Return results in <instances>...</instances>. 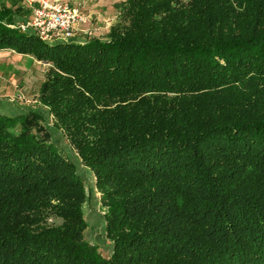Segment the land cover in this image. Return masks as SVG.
Here are the masks:
<instances>
[{
  "label": "trees",
  "instance_id": "16d2710c",
  "mask_svg": "<svg viewBox=\"0 0 264 264\" xmlns=\"http://www.w3.org/2000/svg\"><path fill=\"white\" fill-rule=\"evenodd\" d=\"M114 8L103 36L43 41L0 0V51L45 65L36 102L111 246L44 118L0 113V264H264V0Z\"/></svg>",
  "mask_w": 264,
  "mask_h": 264
},
{
  "label": "rangeland",
  "instance_id": "374dc122",
  "mask_svg": "<svg viewBox=\"0 0 264 264\" xmlns=\"http://www.w3.org/2000/svg\"><path fill=\"white\" fill-rule=\"evenodd\" d=\"M81 1L75 0V2L79 3ZM83 1L87 9L94 10L97 13L94 14V19L101 14L103 15L102 19L104 18L108 22L110 19H114L112 17L115 14L114 5L122 0ZM7 2H14L16 5L23 6L22 14L27 18L30 16L27 13L26 0H7ZM84 5L83 11H85ZM45 69L46 67L43 63L36 61L28 55L18 54L10 50L0 51V113L16 115L32 111L40 114L45 120V128L50 134V139L53 138L55 145L61 150L66 149L68 152L70 148L66 141L52 126L46 110L36 102V97L43 82ZM86 192L87 202L85 203L83 213L88 228L84 233V237L90 243L95 244L100 253L107 257L111 252V246L104 238L102 213L99 204L95 205L94 208L91 207L95 203L96 194L92 186H86Z\"/></svg>",
  "mask_w": 264,
  "mask_h": 264
},
{
  "label": "built area",
  "instance_id": "2783aa9c",
  "mask_svg": "<svg viewBox=\"0 0 264 264\" xmlns=\"http://www.w3.org/2000/svg\"><path fill=\"white\" fill-rule=\"evenodd\" d=\"M30 16L18 27L43 41L68 39L79 23L86 19L83 4L71 5L62 0H26Z\"/></svg>",
  "mask_w": 264,
  "mask_h": 264
},
{
  "label": "crops",
  "instance_id": "0c3cea01",
  "mask_svg": "<svg viewBox=\"0 0 264 264\" xmlns=\"http://www.w3.org/2000/svg\"><path fill=\"white\" fill-rule=\"evenodd\" d=\"M64 2H67L71 5H80V4H85L83 3L84 1L82 0L81 3L79 2H75V0H62ZM86 5H84V13L86 15V19L82 22L79 23L73 33L72 39L75 41H85L87 38L89 37H98V36H103L109 26L114 22L115 20V14L112 16L114 17V19H108L109 21L106 22L104 20V18L102 19L103 15L99 14L95 19H94V14L95 13L94 10H90L87 9V7H85ZM90 18V19H89ZM1 51H7V50H1ZM57 132H59V130L55 129ZM53 134V133H51ZM56 134V133H54ZM60 134V132H59ZM53 137V136H52ZM52 142L55 144V142L53 141V138L51 139ZM56 147L58 148L59 152L61 155H63L64 157H66L67 159H69L75 166L76 168V172L78 174V176H80L83 181L85 182V186H92L94 189V185H93V176L91 174L90 171H88L86 168H84L83 166H81L79 159L76 155V153H74V151H72L71 149H68V152L66 151V149L61 150L57 145ZM82 173V174H81ZM95 191V189H94ZM96 194V200L94 205H91L92 208L95 207V205H98V193L95 191ZM95 198V197H94ZM87 202V199H86Z\"/></svg>",
  "mask_w": 264,
  "mask_h": 264
}]
</instances>
